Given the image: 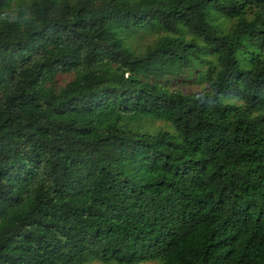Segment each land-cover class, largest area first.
<instances>
[{"label":"trees","instance_id":"16d2710c","mask_svg":"<svg viewBox=\"0 0 264 264\" xmlns=\"http://www.w3.org/2000/svg\"><path fill=\"white\" fill-rule=\"evenodd\" d=\"M90 258L264 264V0H0V264Z\"/></svg>","mask_w":264,"mask_h":264},{"label":"rangeland","instance_id":"374dc122","mask_svg":"<svg viewBox=\"0 0 264 264\" xmlns=\"http://www.w3.org/2000/svg\"><path fill=\"white\" fill-rule=\"evenodd\" d=\"M149 38H150L149 35L143 36L141 39H139V43L142 44L148 41ZM169 84H170V87L178 88L179 90H182L184 92H190V91L198 90L200 88L196 83H193L191 81L182 80L180 78L170 79ZM156 124H160L161 126H164V123L162 122H157ZM82 264H122V263H117L115 261H109L105 263L97 259L90 258L84 261ZM134 264H159V263L155 260H151V261L138 262Z\"/></svg>","mask_w":264,"mask_h":264}]
</instances>
